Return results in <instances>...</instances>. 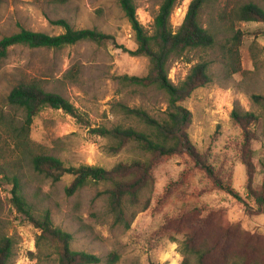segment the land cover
<instances>
[{
	"label": "rangeland",
	"instance_id": "1",
	"mask_svg": "<svg viewBox=\"0 0 264 264\" xmlns=\"http://www.w3.org/2000/svg\"><path fill=\"white\" fill-rule=\"evenodd\" d=\"M134 1L139 21L151 30L162 0ZM191 1L179 0L178 14L174 12L171 18L174 30L181 25ZM247 3L264 8V0L208 2L201 10L200 23L214 34L215 45L173 57L168 78L179 84L196 63H209L211 82L183 102L192 112L187 134L209 166L252 209L240 157L241 132L230 117L236 105L245 111L262 113L251 97L264 95V23L238 21L235 11ZM58 19L67 20L75 29L90 28L111 34L117 44L127 49L137 47L118 0H0V39L21 28L57 35L63 29L52 21ZM237 31L243 33L238 43L240 69L231 73L225 59ZM148 71V58L125 53L111 42L84 41L62 49L19 45L0 61V237L12 241L9 264H58L52 248L44 243L41 251L36 247L39 231L15 207L14 185L23 193L34 216L40 217L49 210L54 225L72 235V249L99 256L102 261L98 264H110L108 258L112 253L117 255L113 264H183L186 257L188 264H194L197 255L188 253L185 244L188 234H193L196 242L206 239L222 246L223 252L216 249L209 259L223 263L226 256L229 264H255L252 257L237 251L244 250L249 232L256 236L251 240L264 247V213L246 209L242 202L217 188L188 154L159 161L152 192L142 194L140 206L128 204L129 228L116 223L109 210V184L92 182L68 195L70 176L53 182L33 169L31 152L54 155L68 166L96 165L106 169L140 158L142 153L135 145L118 153L109 152L108 140L90 134L89 129L138 126L137 120L123 114L117 103L142 108L152 117L162 119L168 105L164 91L154 86L130 85L117 78L142 77ZM31 78L39 80L45 90L69 100L81 112L84 122L80 124L62 110L43 109L31 128L32 150L27 151L28 142L18 133L23 115L10 107L8 96L19 82ZM253 149L254 185L259 186L264 180L262 122L256 127ZM147 200L149 206L143 210ZM182 226H186L184 230Z\"/></svg>",
	"mask_w": 264,
	"mask_h": 264
},
{
	"label": "trees",
	"instance_id": "2",
	"mask_svg": "<svg viewBox=\"0 0 264 264\" xmlns=\"http://www.w3.org/2000/svg\"><path fill=\"white\" fill-rule=\"evenodd\" d=\"M210 1L192 0L181 25L177 30H174L171 18L179 0H162L153 17L152 28L149 30L139 21L137 5L134 0H118L133 31L137 44L135 50L117 44L115 36L97 29H75L65 19L52 21V24L63 29L57 35L21 28L18 32L2 37L0 39V61L8 56L12 47L19 45L29 48L62 49L84 41L97 44L111 42L125 53L132 56H143L149 60L147 75L142 77L124 75L117 77L118 79L130 85L144 88L154 86L164 91L168 96L167 109L162 119L152 117L142 108H131L117 103L116 106L123 114L137 120L138 126L115 125L110 128L101 126L89 129L90 134L108 140L110 143L109 152L118 153L129 145H135L142 153L140 158L122 161L111 169H106L96 165L68 166L54 155L31 152L33 169L53 182L70 176L71 182L66 187L68 195L74 194L92 182L109 184L106 191L109 210L114 215L116 223L129 228L130 223L126 218L128 204L134 207L140 206L142 194L152 192L156 182L155 168L159 161L167 156L188 154L196 165L205 170L217 188L232 195L242 202L246 209H250L242 196L213 167L209 166L203 154L198 151L187 134V129L192 123V112L183 105V102L196 89L211 82L209 63L206 61L196 63L186 79L179 84L172 83L168 78L169 62L173 57L182 56L191 49H208L215 45L214 34L200 23L201 10ZM235 15L238 21L264 23V8L256 3L241 5L235 11ZM242 36L243 33L237 31L228 48L229 54L225 60L231 73H236L240 69L238 43ZM39 83L40 81L35 78L22 80L8 96L10 107L21 111L23 115L18 133L25 142H28L26 143L27 151L32 150L29 146L31 128L43 109L62 110L80 124L84 122L81 112L69 100L58 93L45 90ZM251 99L260 107L262 113L245 111L236 105L231 111L230 117L232 123L241 132L240 157L246 170L247 196L253 202L251 208H254L253 210L258 213H264V180L261 185H254L256 170L253 160L256 127L261 122L264 124V95L254 94ZM12 194V201L17 210L24 213L28 221L39 231L36 240V247L39 251H41L42 243L52 248L57 255L58 264H98L102 261L95 254L73 250L72 235L54 225L49 210H46L40 217L34 216L27 208V201L17 185L12 188ZM148 206L147 200L142 209L145 210ZM185 227L182 226V230ZM246 235L247 241L244 243V250L239 248L237 252L252 257L251 260L255 261V264H264V247L260 246V248L255 240H251L252 237H256L255 235H251L250 232ZM186 238L185 244L188 253L197 255L194 264H229L230 259L226 256L223 257V263L209 259L216 249L223 252L222 246L216 245L214 241L210 243L208 240L202 239L200 242H196L193 234H188ZM12 252L11 239L0 237V264H9ZM30 254L35 256L34 253ZM116 259L117 255L112 253L108 262L113 264ZM188 262V257H186L183 264H188Z\"/></svg>",
	"mask_w": 264,
	"mask_h": 264
},
{
	"label": "built area",
	"instance_id": "3",
	"mask_svg": "<svg viewBox=\"0 0 264 264\" xmlns=\"http://www.w3.org/2000/svg\"><path fill=\"white\" fill-rule=\"evenodd\" d=\"M179 9H180V8H176V9H175V13H176V14H178V12H177V11H178Z\"/></svg>",
	"mask_w": 264,
	"mask_h": 264
}]
</instances>
